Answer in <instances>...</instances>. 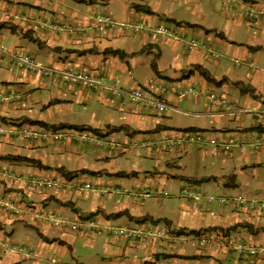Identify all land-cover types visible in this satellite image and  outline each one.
<instances>
[{
	"label": "crops",
	"instance_id": "obj_1",
	"mask_svg": "<svg viewBox=\"0 0 264 264\" xmlns=\"http://www.w3.org/2000/svg\"><path fill=\"white\" fill-rule=\"evenodd\" d=\"M220 2L237 14L232 10L223 18L214 9ZM246 11L255 15L246 14L251 24L243 21ZM106 15L149 33L163 22L178 26L171 39L155 44L147 35L102 28L98 21ZM218 38L240 50L245 46L242 62L217 61V48L223 49ZM191 39L198 42L193 50L186 47ZM15 56L29 58L37 68L29 69ZM144 66L153 71L147 78ZM157 78L171 83L160 99L174 111L162 115L197 121H159L147 103L108 89L132 90L145 83L148 94ZM185 88L197 95H177ZM211 92L228 97L232 107L256 111L252 122L259 124L250 125L252 130L264 126V116L260 121L256 115L264 113V0H0V264H61L68 253L73 264H264V256L249 259L219 243L201 244L196 235L203 230L185 222L189 214H209V197L213 203L241 193L264 199L256 171L248 173L264 152L241 147L248 139L243 132L224 133L231 129L218 125L223 114L207 101ZM27 124L88 127L102 140H113V146L31 143L19 134ZM185 129L210 140L234 136L238 147L223 155L218 147L214 154L210 142L167 144ZM47 180L56 183L47 188ZM185 186L195 199L179 196ZM235 212L221 207L211 213L218 222L209 227L223 230L232 244L249 246L258 240L251 234H264V215L245 212L242 220ZM75 223L83 224L84 232L70 230ZM119 228L162 230L175 240H132L114 235ZM3 242L22 245L24 251L6 250ZM78 246L90 254L75 258Z\"/></svg>",
	"mask_w": 264,
	"mask_h": 264
},
{
	"label": "built area",
	"instance_id": "obj_2",
	"mask_svg": "<svg viewBox=\"0 0 264 264\" xmlns=\"http://www.w3.org/2000/svg\"><path fill=\"white\" fill-rule=\"evenodd\" d=\"M247 16L250 18H253L255 15L254 13H247ZM100 22L99 24L101 26L107 27V28H113V29H117L118 31H126V26L122 25V24H118L116 23L114 20H112L110 18V16H104L101 17V19L98 21ZM153 32V31H152ZM151 32V33H152ZM175 31H173V29H170L166 26H159L155 29V33L159 34L161 36L164 35H172ZM198 42L195 39H191L186 47L189 50H193L195 48V46H197ZM214 57H218L217 55H213ZM23 60H20V64L22 65H26V67H28L29 69H35L36 65L34 64V62L32 60H30L27 57H23ZM151 86V85H150ZM153 88H155L154 92L152 93H148L146 89L144 90H131L129 93L126 92V96L129 98L130 101H142L147 103L153 110L156 111L157 114L161 115L163 113H165L166 111H174V108L169 107L165 102H163L160 99V96L162 92H166L165 87L161 86V87H157V86H152ZM147 88V87H146ZM177 95L179 96H184V95H195L197 92L195 89L193 88H185V89H177L176 90ZM147 94V95H146ZM207 101L210 104H214L217 105L219 107V110L221 111V114L226 115V116H231L235 114V111L233 110L231 101L228 99V97L224 96V95H219V94H214V93H209L207 96ZM264 116V113L262 114ZM53 128L50 127H46L43 130L46 131H36L34 130L32 127L30 126H26V125H22L19 128V134L22 140L25 141H29V142H38L37 140H45L48 137H52L53 140H57V141H63V142H91L92 144H94L95 146H101V145H105V146H109L112 149L113 145L112 142H109V144L105 141L102 140L100 138L97 137V135H95L94 131L92 130H87L84 127L82 128H76V130H74V128H68L70 130L68 131H62V132H54L52 130ZM0 134H2V132L0 131ZM214 143L216 147H219L222 149H229V147H234L236 145H238L236 142V140L234 139V136H231L229 138H226L225 140H210L206 137V134L203 132H197V131H192V130H186V131H180L177 133L176 139L170 141L167 144H173V145H177L179 147H183L185 145H202L205 143ZM241 144L243 145H247L250 147V149L252 151H264V130L261 134H256L255 133L253 135H251V137L249 139H247V142L245 141V139H242L240 141ZM55 181L53 180H47L46 182H44V186L49 188L52 187L53 185H55ZM84 188H89L88 184L84 185ZM164 195H166L164 193ZM196 195V193H194L189 187H183L182 189H180L179 191V196L181 198H187L191 199ZM250 201V200H247ZM258 201V200H257ZM261 201V200H260ZM219 202L223 205H227L230 206L232 208H235L238 210V208H241L242 210L246 211V213H249L250 211H254V204H241L242 200L239 199V196H233V197H221ZM259 204V205H258ZM260 209H263L262 206V202H258L256 204ZM13 212L15 214H20L19 210H13ZM49 218H53V215H49ZM52 225L57 227L59 226V224L61 223L60 221H58V219H56L55 217L52 220ZM91 227H93V223L91 221H89L88 223ZM68 227L70 228V230L72 231H76V232H84L85 230V226L81 223H75V224H71L68 225ZM114 235H122L126 238H131L132 240H144L147 238L150 239H166L169 242H172L175 240L174 237L170 236L169 234L165 233L162 230H152V231H141V230H133L130 228H119V229H115L112 230ZM196 239L198 242H200L203 245H212L214 243H219L221 246H223L225 249H232L235 250V252L239 255H245L246 257H262L264 256V248H262L261 246H253V245H249V246H244L241 243H235L232 244V242L227 241L226 240V233L223 230L220 229H214L212 231H198L197 235H196ZM3 248L6 250L12 249L14 251L17 252H23L24 251V247L22 245H18V244H8V242H3L2 243Z\"/></svg>",
	"mask_w": 264,
	"mask_h": 264
},
{
	"label": "rangeland",
	"instance_id": "obj_3",
	"mask_svg": "<svg viewBox=\"0 0 264 264\" xmlns=\"http://www.w3.org/2000/svg\"><path fill=\"white\" fill-rule=\"evenodd\" d=\"M232 7H234L233 5H232ZM231 7V8H232ZM218 13H220L222 16H223V18H224V16L225 15H231L232 14V10L233 9H231V10H228L227 9V7L225 6V5H222L221 4V2L218 4H216V6H215V8H214ZM235 9H236V7H235ZM249 12V11H248ZM247 11L244 13V22H246V21H248L250 24L252 23L251 22V20H248L247 19V16H246V14L248 13ZM212 15L214 14V11H211L210 12ZM233 13H234V15L233 16H235L237 13H235V11L233 10ZM232 20V19H231ZM117 23V22H116ZM247 23V22H246ZM119 24V23H118ZM122 25H125L126 26V32H130L129 34L131 35H135V37H140V35H147L148 37H150L151 38V40H153L154 42H155V44H160V43H163V42H165L167 39L169 40V38L171 39V35H164V36H161V35H159V34H156L155 33V29L157 28V27H155V29L153 30V32L152 33H149L150 31L149 30H147L145 27H143V26H141V25H139V24H137V23H124V24H122ZM101 26V25H100ZM98 26V25H96V26H94V27H96V28H106V29H108V30H110V31H114V32H117V33H122L121 31H118L116 28L115 29H113V28H107V27H104V26ZM158 26H166V27H168V28H170V29H173V31H175V29H176V27L178 26V24L177 25H175V24H173L172 22H170V21H168V22H163V23H160ZM230 29V27L228 26V30ZM254 31V30H253ZM252 31V32H253ZM123 33H125V31H123ZM254 33V32H253ZM255 34V33H254ZM239 36V35H238ZM244 38V37H243ZM238 39H242V37H238ZM222 45H223V49H221V47H218L217 48V52L219 53V55H220V57L219 58H215L217 61H219V59L220 60H222V59H228V60H230V61H232V63L233 62H236V61H238L237 63H236V65H238L239 64V61L240 62H242L241 60V56L243 55V51H246L247 52V50H246V48H245V46H244V49L245 50H240L239 48H240V46L239 45H237V46H235V45H233V44H230V43H227L226 41H224V40H221L220 38H218L217 39ZM230 45L232 46V47H234V49H232V50H229V47H230ZM225 47V48H224ZM230 52V53H227V52ZM110 52V51H109ZM115 54H118V53H115ZM16 58H19V60H23L24 58L23 57H25V56H23V57H17V56H15ZM12 58V55H10V59ZM140 61H143V60H140ZM18 63H19V61H17ZM154 61L152 60V65L153 64H155V62L153 63ZM144 65V64H143ZM151 65V66H152ZM36 68H37V66H36ZM48 72H50V71H48ZM142 75H144L145 76V78H147L148 76H150L152 73H153V71H152V69L150 68V67H146V66H144L143 68H142ZM161 76V78H162V75H160ZM161 78H157L156 79V81H151L150 82V85L151 86H157V87H161V86H163V87H165V89L167 90V88L169 87V84H171L169 81H167V80H164V79H161ZM155 80V79H154ZM99 84H103V83H99ZM143 84V86H141L140 85V87L138 86H136L135 87V90H144L145 88H146V86H144L145 85V83H142ZM108 86V85H107ZM111 86V88L110 87H108V89H109V91H113L115 94H121V95H123V94H126V92L127 93H129L131 90H129V89H122V88H118V87H114V86H112V85H110ZM170 89V88H169ZM133 90V89H132ZM175 90V89H174ZM160 93H165V92H160ZM211 93H214V94H216L215 92H211ZM209 94V93H208ZM208 94L206 95V96H208ZM188 95H191V94H188ZM195 95H197V93L195 94ZM195 95H191V96H195ZM109 110H111L110 108H108ZM114 110H116L117 111V109H115V108H113ZM233 110L235 111V114L234 115H231V116H226V115H222L221 117H222V120L220 121V123L218 124L219 126H222V128H225L224 130H226V128H229V129H231L230 131L231 132H227V131H225L224 133H233V134H237V132H243L246 136H248V139L251 137V132H254L255 133V135L256 134H261L262 132H263V130H264V126H262V127H260L259 129H254V130H252L253 129V127H258V122H255V124H253V118H252V114L251 113H255L256 111H254L253 112V109H251V110H245V109H242V107H241V109H239V107H233ZM112 111V110H111ZM111 113H113V111L111 112ZM243 113H245V114H243ZM115 115H117L116 113H114ZM166 114L168 115V116H172V113L170 112V111H166ZM166 114H164V115H158L157 116V118H158V120L159 121H162V120H168L167 122L168 123H170V124H177V125H186V124H190L191 122H195V121H197V119L196 118H191V117H187V116H183L182 114H173L174 115V119H172V120H170V117H167V116H165ZM256 115L258 116V119L260 120V121H262L263 119H262V117H263V115L262 114H258V113H256ZM122 116H124V114H122ZM237 116H242V118H244L243 120H241V121H237L236 119V117ZM155 120H156V117H153ZM227 118H229V121L227 120ZM121 120H124L123 118H120ZM118 120V119H117ZM116 120V121H117ZM121 120H119V121H121ZM170 120V121H169ZM261 123H263V122H261ZM260 123V124H261ZM253 124V127H251L250 128V125H252ZM217 125V126H218ZM27 126H30V125H28L27 124ZM47 127H50V128H53L52 130L54 131V132H64V131H68V130H70V129H68V128H72V127H68V126H47ZM34 130H36V131H46V130H43L44 128H46L45 126H35V127H32ZM76 128H82V127H75L74 128V130H76ZM85 129H87V130H89V128L88 127H84ZM102 128H104V126L102 127ZM219 128H221V127H219ZM238 128H242V129H238ZM247 128V129H246ZM232 129H234V130H232ZM91 130V129H90ZM252 130V131H251ZM92 131V130H91ZM98 138H100V139H103V138H101V137H98ZM39 143H59V144H62V143H65V142H63V141H57V140H53L52 139V137L50 136V137H48L47 139H45V140H37ZM67 142V141H66ZM108 144H109V142H112V144H113V140H111V139H109L108 138V141H106ZM31 143H35L34 141H32ZM112 144H110V145H112ZM211 144H213V146H215V144L214 143H211ZM210 145V144H209ZM101 146H103V147H105V145H101ZM247 146V145H246ZM245 145H242L241 147H246ZM236 147H238V146H234V147H229V149H222L221 150V148H220V146L218 147V149L220 150V152L223 154V155H229L232 151H234L233 149H235ZM249 147V146H248ZM96 148H99V146H96ZM217 147L215 146V148L213 147V153L215 152L216 153V151H218L217 149H216ZM247 148V147H246ZM250 148V147H249ZM211 151V150H210ZM249 151L251 152V153H263L264 151H259V152H257V151H252L251 149H249ZM219 152V151H218ZM212 153V154H213ZM214 153V154H215ZM234 155H236L235 153H234ZM217 157V156H216ZM148 164H152V163H150V162H147ZM248 168H249V174L253 171L252 169H254L256 172L254 173V176L255 177H259L260 178V189H261V191H262V193L264 194V159H260L259 161L258 160H255V161H253L252 162V165H250V166H248ZM238 174L239 175H241V172H238ZM254 181V180H253ZM162 193V192H161ZM241 193V192H240ZM163 195H164V193H162ZM242 194V195H241ZM240 195H238L239 196V199H241L242 200V202H241V204H246V203H248L249 202V204H254L255 206H254V211H250L249 213H250V217H255V216H261V215H264V199H261V201L260 200H258L257 201V199H254V198H248L247 199V196H245V195H243V193H241ZM227 196H230V197H233V195H227ZM195 197H196V195L193 197V198H191V199H188V200H192V199H195ZM261 198V197H260ZM262 198H264V197H262ZM185 199H187V198H185ZM212 199V209L209 211V214H205V212L204 211H202V212H198V215H193V214H189L188 216H186L187 218L185 219V222L186 223H188V224H192V225H194V226H197L196 227V229H200V230H203V232H205V231H212L213 229H210V228H213V227H209V226H212V224H215V222H218V221H216L215 219L216 218H214V215H212L211 213H214V212H218L220 209H221V207L223 208V206H225V205H223V204H221L220 202H219V200H220V198L219 199H215L216 201H215V203H213L214 202V199L211 197H209L208 198V200H211ZM247 200H250V201H247ZM258 202H262V204H263V206H262V208L263 209H260L256 204L258 203ZM218 203V204H217ZM223 205V206H222ZM259 205V204H258ZM218 207V208H217ZM239 210V211H238ZM238 210H237V212H235L236 214L237 213H240V214H242V216L241 217H244L246 214H245V212L246 211H244V210H242L241 208H238ZM241 211V212H240ZM244 214H243V213ZM247 217V216H246ZM246 217H244V218H242V220H245L246 219ZM219 224H222V222H219ZM220 226H222V225H220ZM248 235H250V234H248ZM251 235H253V237H255V236H257L256 238L258 239V240H255V242H252V244H250V245H253V246H256V247H258V246H261L262 248H264V234L263 233H261V232H259L258 234H251ZM197 241V240H196ZM77 249H78V253L77 252H75L74 253V256H75V258H77V256L78 255H83V256H85V257H87L89 254H90V251L88 250V249H85V248H83V247H81V246H78L77 247ZM242 257H244V258H249V259H254V258H256V257H252V258H250V257H246L245 255H242ZM194 258H192V260H193ZM196 259H199V258H196ZM74 263V261H72V258H71V255L68 253V256L65 258V259H63V260H61V264H73ZM221 263L222 264H225V261H221ZM53 264H57V263H53Z\"/></svg>",
	"mask_w": 264,
	"mask_h": 264
},
{
	"label": "trees",
	"instance_id": "obj_4",
	"mask_svg": "<svg viewBox=\"0 0 264 264\" xmlns=\"http://www.w3.org/2000/svg\"><path fill=\"white\" fill-rule=\"evenodd\" d=\"M135 8H138L139 9V7H135ZM146 11V10H145ZM146 12H149V11H146ZM72 128H74V127H72ZM119 129V128H118ZM186 130H189V129H185V130H183V131H186ZM65 177H68V174H66V173H63V172H61ZM206 180H208V179H206ZM191 232H194V231H191Z\"/></svg>",
	"mask_w": 264,
	"mask_h": 264
}]
</instances>
